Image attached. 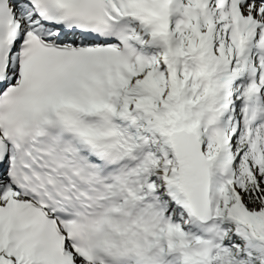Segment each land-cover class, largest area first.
Masks as SVG:
<instances>
[{"label": "snow or ice", "instance_id": "snow-or-ice-1", "mask_svg": "<svg viewBox=\"0 0 264 264\" xmlns=\"http://www.w3.org/2000/svg\"><path fill=\"white\" fill-rule=\"evenodd\" d=\"M0 264H264V0H0Z\"/></svg>", "mask_w": 264, "mask_h": 264}]
</instances>
